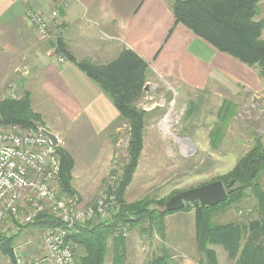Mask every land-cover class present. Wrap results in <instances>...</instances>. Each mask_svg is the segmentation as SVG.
Masks as SVG:
<instances>
[{"label":"rangeland","instance_id":"rangeland-1","mask_svg":"<svg viewBox=\"0 0 264 264\" xmlns=\"http://www.w3.org/2000/svg\"><path fill=\"white\" fill-rule=\"evenodd\" d=\"M259 6L262 17L264 0ZM39 12L49 20L47 38L49 40L52 21L49 14ZM35 34L38 40H46L39 38L36 30ZM20 63L18 61L14 63L13 70ZM260 78L264 83L263 78ZM228 80L225 89L210 92L209 88L199 86L204 89L186 92L183 99L173 96L172 88L167 84L158 83L156 80L152 82L158 86L148 84V91L141 99L139 107L152 112L148 113L146 120L144 149L133 180L126 190L125 199L128 203L145 199L153 202L168 200L172 195L214 182L228 174L257 141L264 145V114L260 111L264 108V90L255 94L245 91L239 84L238 73L235 72ZM15 92L11 88L5 89V92L0 94V99L15 98V95L19 94ZM226 102H230L232 113L231 116L224 118L227 113L221 110L225 108ZM39 114L41 121L36 122L38 128L61 125L55 110L41 107ZM166 119H169L168 132L163 127ZM67 125L62 126L66 130L63 133L68 138L59 140V145L69 150L75 161L71 181L74 191L72 195L63 192L60 185L59 192L76 200L78 208H94L102 193L112 194L109 191L111 185L119 179L118 175L116 180H111L109 176L111 167L116 166L115 171L121 173L122 167L129 160L127 155L129 125L123 124L120 131L112 137L110 135L107 137L106 134L97 136L89 128L84 131L85 134L78 137V132L70 131ZM107 143L112 146L111 155H108ZM261 182L264 188V174ZM248 194L249 197L242 202L216 211L213 222L248 223L254 219L256 200L250 190ZM44 204L46 206V203ZM152 207L158 208L155 204H152ZM52 210V207H45L44 213L55 217ZM22 213L26 212L23 210ZM19 223V220L9 217L0 227V234L7 237L15 236L14 252L20 247L19 250H23L26 260L40 258L44 250L42 237L48 229L22 227L17 231L15 226ZM193 227L191 215L180 210L165 218L164 234L157 231L153 234H142L140 229L127 230V235H122L126 240V263L150 264L163 256L164 250L169 263L182 264L186 255L192 257L193 262L201 264ZM142 238L144 247L140 246ZM130 239L137 244L129 250L127 243ZM213 249L217 252L219 264H233L221 247ZM109 252L106 262L112 264V255ZM9 261H11L9 258L0 254V264H8Z\"/></svg>","mask_w":264,"mask_h":264},{"label":"trees","instance_id":"trees-1","mask_svg":"<svg viewBox=\"0 0 264 264\" xmlns=\"http://www.w3.org/2000/svg\"><path fill=\"white\" fill-rule=\"evenodd\" d=\"M171 8L176 24H181L204 43L221 54L228 55L240 63L259 70L264 78V16L261 17L262 0H165ZM56 55L75 64L90 79L107 93L115 104L122 119L129 125L128 162L122 172H116L119 179L109 190L115 196V206L107 215L78 223L72 230V242L80 264H107L109 243L112 241V264L126 263L124 231L140 229L142 234L157 231L164 234L165 218L174 212L166 211L168 200H140L128 203L126 190L133 180L144 149V134L148 112L139 107L146 93L150 66L131 49H123L120 55L105 64L90 60L78 61L68 50L62 39L52 43ZM230 102H226L227 116H231ZM0 117L3 125L18 124L22 127H36L40 114L32 107L30 95L21 98L0 99ZM223 118V121H224ZM61 159L60 185L63 192L73 194L71 185L75 161L70 152L58 145ZM264 174V145L256 144L238 161L222 181L227 189V201L217 206H202L195 202L187 204L181 212L194 211L196 247L201 255V264H219L213 247H221L233 264H264V188L261 182ZM256 200V217L246 222L215 223L216 211L236 205L249 197ZM155 204L158 208H153ZM62 222L48 214H40L35 221L23 228L50 229ZM123 235V236H122ZM15 236L0 234V254L15 262ZM110 253V252H109ZM160 256L150 264H172L162 250ZM170 259V258H169ZM166 260L168 262H166Z\"/></svg>","mask_w":264,"mask_h":264},{"label":"crops","instance_id":"crops-1","mask_svg":"<svg viewBox=\"0 0 264 264\" xmlns=\"http://www.w3.org/2000/svg\"><path fill=\"white\" fill-rule=\"evenodd\" d=\"M32 9L49 14L51 39L36 38L28 18ZM54 11L59 17L52 19ZM56 39L64 40L78 61L96 64H105L123 49H131L150 66L147 85L158 86L154 80L167 84L177 98L204 89L199 86L210 92L225 89L233 72L238 73L245 91L264 90L258 69L217 52L176 24L165 0H0V94L11 88L19 92L15 98L28 93L37 113L41 107L55 110L61 125L45 129L59 140L68 138L63 124L78 132V137L87 128L97 136L112 137L126 122L96 82L70 61L59 60L52 48ZM17 61L21 63L13 70ZM107 147L111 155L112 146L107 143ZM186 213L192 217L195 232V215ZM131 241L129 250L137 244ZM109 251L112 255V241ZM184 258L182 264H198L192 257Z\"/></svg>","mask_w":264,"mask_h":264},{"label":"built area","instance_id":"built-area-1","mask_svg":"<svg viewBox=\"0 0 264 264\" xmlns=\"http://www.w3.org/2000/svg\"><path fill=\"white\" fill-rule=\"evenodd\" d=\"M56 12L52 17H58ZM28 18L39 38L47 39L48 18L39 11H29ZM59 60L66 61L65 58ZM260 111L264 114V108ZM115 169L113 166L109 170L111 180L117 178ZM60 178L61 159L57 146L42 132V128L3 125L0 122V227L11 217L20 221L15 226L20 231L44 213L45 207H52L55 218L62 222L44 233V250L40 258L26 260L23 250L18 247L15 249V262L9 261L8 264H80L69 240L75 225L97 216L104 217L115 206V196L102 193L94 208H78L76 200L59 192ZM123 234L126 236L127 232Z\"/></svg>","mask_w":264,"mask_h":264},{"label":"water","instance_id":"water-1","mask_svg":"<svg viewBox=\"0 0 264 264\" xmlns=\"http://www.w3.org/2000/svg\"><path fill=\"white\" fill-rule=\"evenodd\" d=\"M145 88L147 90L148 85ZM42 132L50 139L53 145H59L60 141L54 133L46 129H42ZM232 185L233 183L229 186H225L222 181H214L197 188H192L187 191H183L169 199V201L165 205L166 211H180L187 204H192L195 202L200 203L202 206H217L218 204L227 201V189Z\"/></svg>","mask_w":264,"mask_h":264},{"label":"bare ground","instance_id":"bare-ground-1","mask_svg":"<svg viewBox=\"0 0 264 264\" xmlns=\"http://www.w3.org/2000/svg\"><path fill=\"white\" fill-rule=\"evenodd\" d=\"M164 129L168 132L169 131V119H166V122L163 124Z\"/></svg>","mask_w":264,"mask_h":264}]
</instances>
